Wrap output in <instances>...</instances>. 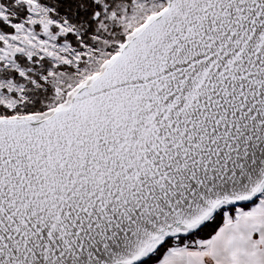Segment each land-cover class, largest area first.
<instances>
[{"label": "snow or ice", "instance_id": "1", "mask_svg": "<svg viewBox=\"0 0 264 264\" xmlns=\"http://www.w3.org/2000/svg\"><path fill=\"white\" fill-rule=\"evenodd\" d=\"M0 264H264V0H0Z\"/></svg>", "mask_w": 264, "mask_h": 264}]
</instances>
